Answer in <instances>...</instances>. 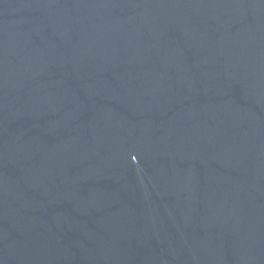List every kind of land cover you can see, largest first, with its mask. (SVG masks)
<instances>
[{"label": "water", "instance_id": "water-1", "mask_svg": "<svg viewBox=\"0 0 264 264\" xmlns=\"http://www.w3.org/2000/svg\"><path fill=\"white\" fill-rule=\"evenodd\" d=\"M0 264H264V0H0Z\"/></svg>", "mask_w": 264, "mask_h": 264}]
</instances>
